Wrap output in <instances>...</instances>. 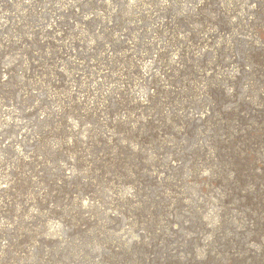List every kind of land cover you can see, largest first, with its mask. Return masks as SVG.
Returning a JSON list of instances; mask_svg holds the SVG:
<instances>
[{"label":"rangeland","instance_id":"1","mask_svg":"<svg viewBox=\"0 0 264 264\" xmlns=\"http://www.w3.org/2000/svg\"><path fill=\"white\" fill-rule=\"evenodd\" d=\"M0 186V264H264V0H0Z\"/></svg>","mask_w":264,"mask_h":264},{"label":"bare ground","instance_id":"2","mask_svg":"<svg viewBox=\"0 0 264 264\" xmlns=\"http://www.w3.org/2000/svg\"><path fill=\"white\" fill-rule=\"evenodd\" d=\"M59 9H60V8H59ZM206 71H207V70H206ZM142 73H143L144 75H146L147 72H142ZM208 73H209V72H208ZM143 74H142V75H143ZM144 75H143V76H144ZM192 116H193V115H192ZM193 117L198 118V119H202V118H204L203 115H195V114H194ZM151 172H152V171H151ZM152 177H153V176H152ZM0 187H1V186H0ZM1 189H2V188H1Z\"/></svg>","mask_w":264,"mask_h":264}]
</instances>
